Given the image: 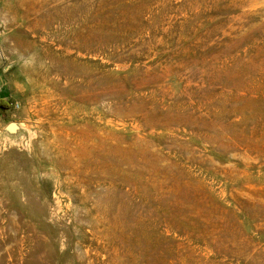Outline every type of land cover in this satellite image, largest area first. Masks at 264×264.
Listing matches in <instances>:
<instances>
[{"label":"rangeland","instance_id":"1","mask_svg":"<svg viewBox=\"0 0 264 264\" xmlns=\"http://www.w3.org/2000/svg\"><path fill=\"white\" fill-rule=\"evenodd\" d=\"M0 264H264V0H0Z\"/></svg>","mask_w":264,"mask_h":264},{"label":"trees","instance_id":"2","mask_svg":"<svg viewBox=\"0 0 264 264\" xmlns=\"http://www.w3.org/2000/svg\"><path fill=\"white\" fill-rule=\"evenodd\" d=\"M3 103H4L3 99H0V107L3 106Z\"/></svg>","mask_w":264,"mask_h":264}]
</instances>
